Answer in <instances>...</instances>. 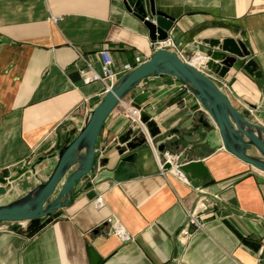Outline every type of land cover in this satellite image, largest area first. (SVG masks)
<instances>
[{"label": "crops", "instance_id": "1", "mask_svg": "<svg viewBox=\"0 0 264 264\" xmlns=\"http://www.w3.org/2000/svg\"><path fill=\"white\" fill-rule=\"evenodd\" d=\"M153 2L175 20L168 35L172 51L211 77L235 109L260 125L264 0ZM223 38L244 44L260 79L241 70L245 60H237L223 79L203 68L205 43ZM0 39V178L26 170L0 197L1 205L46 180L54 155L102 97L99 81L83 82L79 71L86 66L78 54L100 74L98 53L105 50L111 69L122 72L147 60L155 43L121 0H0ZM181 85L153 76L129 92L105 120L93 169L75 186L72 202L41 219L43 227L32 234L27 223L0 230V264H92L93 257L97 264H256L264 256V173L222 150L213 124ZM136 105L165 133L169 144L163 151L179 154L178 163L201 162L209 181L193 188L184 175L188 183L174 172L160 174L158 138L125 153L134 156L133 176L113 179L120 160L115 141L130 126L123 111ZM97 196L100 208L93 205ZM200 198L211 205L199 211ZM195 209L201 228L178 237ZM109 217L127 241L109 232Z\"/></svg>", "mask_w": 264, "mask_h": 264}, {"label": "water", "instance_id": "2", "mask_svg": "<svg viewBox=\"0 0 264 264\" xmlns=\"http://www.w3.org/2000/svg\"><path fill=\"white\" fill-rule=\"evenodd\" d=\"M121 1L124 8L141 23L150 42L157 44L168 39L175 20L157 10L154 0ZM1 42L4 41L0 39ZM205 45L207 49L203 68L213 76L223 79L237 60H245L241 63V70L254 79L261 78L256 63L249 58V52L240 40L209 39ZM153 76H166L181 83L213 124L219 134L222 150L245 165L264 173V119L260 125L249 121L239 109L233 107L211 77L188 61L182 60L176 52L159 48L154 50L147 60L119 76L102 95L75 137L54 155L55 162L44 182L17 199L0 205V230L7 229L14 223H28L49 217L72 202L75 186L93 169L96 159L95 144L105 120L129 92L144 79ZM134 108L139 110L140 125L128 126L115 141V151L120 158L113 171L115 181L134 175V156L125 153L142 147L148 139L161 140V145L157 148L159 152L169 144L165 133L160 132L151 117L137 105ZM261 109H264V104ZM199 121L201 122L202 118ZM202 124L206 125L205 122ZM103 162L106 163V160ZM165 167L168 168L169 165ZM178 170L186 176L193 188L202 186L210 179L207 170L199 161L182 164ZM25 171L15 177L0 178V197L6 194L10 184ZM97 261L98 259L93 257L92 264H97Z\"/></svg>", "mask_w": 264, "mask_h": 264}, {"label": "built area", "instance_id": "3", "mask_svg": "<svg viewBox=\"0 0 264 264\" xmlns=\"http://www.w3.org/2000/svg\"><path fill=\"white\" fill-rule=\"evenodd\" d=\"M53 22L58 21L57 18H51ZM159 48H166L168 50L173 49V43L171 40L167 39L165 42L157 43L155 44V50ZM98 57L101 64V73L97 74L95 73L90 65L86 63V61L83 59L82 56L78 54V59L83 62L86 66L85 69H82L79 71L80 75L82 76L83 82L87 83L89 81H99L102 85L103 91L102 94H104L106 91L110 89V87L116 82L119 76H121L126 71L130 70V67H125L124 71L122 72H114L111 69V58L109 56V53L105 50L100 51L98 53ZM137 64H139V61H137ZM180 90H186V88L181 85L178 87ZM187 91V90H186ZM124 117L128 120L130 125L139 126V110L134 107H127L123 111ZM149 140V139H148ZM151 143V142H150ZM152 151L155 152V149L153 146H151ZM180 158L179 154H173L168 151H162L160 152V158L157 159L158 162V169L160 174H165L166 172H174L176 175L179 176V178L184 181L185 183H188L186 179L182 176L183 174L178 170V167L181 165L178 163ZM169 165L168 168L165 166ZM102 199L101 196H97L96 199L93 201V205L97 208H100L102 206ZM211 204L207 202L206 199L200 198L198 201V207L200 210L207 209ZM198 209H195L188 213L187 215V221L185 225L180 229L178 233V237L180 238H186L190 236V230L201 228V224L198 221ZM105 223L109 226V232L117 238H119L121 241H127L129 239V236L127 233L123 230V228L119 225V223L114 218H107ZM256 264H264V256L258 255L256 258Z\"/></svg>", "mask_w": 264, "mask_h": 264}, {"label": "trees", "instance_id": "4", "mask_svg": "<svg viewBox=\"0 0 264 264\" xmlns=\"http://www.w3.org/2000/svg\"><path fill=\"white\" fill-rule=\"evenodd\" d=\"M40 220H41V219L32 220V221H29V222L27 223V225H28L27 227L30 229V234H32V233H34V232L40 230V229L43 227L44 223H42V224L39 223Z\"/></svg>", "mask_w": 264, "mask_h": 264}, {"label": "rangeland", "instance_id": "5", "mask_svg": "<svg viewBox=\"0 0 264 264\" xmlns=\"http://www.w3.org/2000/svg\"><path fill=\"white\" fill-rule=\"evenodd\" d=\"M186 162H179V164H185ZM24 167V166H23ZM25 167H27L28 168V165H25ZM9 189V188H8ZM12 197H10L9 199H11ZM7 200H8V198H7ZM7 200H4V201H7ZM0 203H2V202H0Z\"/></svg>", "mask_w": 264, "mask_h": 264}, {"label": "bare ground", "instance_id": "6", "mask_svg": "<svg viewBox=\"0 0 264 264\" xmlns=\"http://www.w3.org/2000/svg\"><path fill=\"white\" fill-rule=\"evenodd\" d=\"M197 58V57H196ZM200 58V57H199ZM199 58H197L196 59V61H194V64H196V66H197V64L199 63ZM192 62V61H191Z\"/></svg>", "mask_w": 264, "mask_h": 264}]
</instances>
